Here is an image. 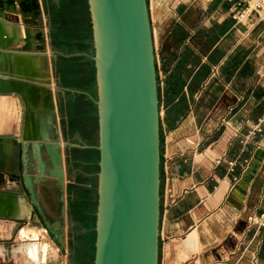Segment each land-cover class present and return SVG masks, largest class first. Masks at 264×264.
I'll return each instance as SVG.
<instances>
[{"label":"crops","instance_id":"crops-1","mask_svg":"<svg viewBox=\"0 0 264 264\" xmlns=\"http://www.w3.org/2000/svg\"><path fill=\"white\" fill-rule=\"evenodd\" d=\"M147 1L152 33L160 36L163 67L165 71L172 72L180 66L183 73L184 85L174 102L184 95L188 103L185 113L174 126L169 127L166 119L163 123L158 264H264V229L250 227L247 222L250 213L264 211V130L256 134L252 132L264 115V5L255 8L254 3L258 0ZM40 2L42 30L48 39V50L59 51L53 56L54 67L59 57L90 58L88 52L65 48L81 47L78 40L82 35L80 30L85 28L88 18L91 24L88 0ZM6 7L4 4L0 8V21L5 33L11 35L12 25H18L21 37H24L23 16L10 12ZM242 11H246L245 16L238 20L235 14ZM53 17L59 18L60 22L53 24ZM187 39L189 43H186ZM31 43L35 47L36 39ZM21 45L14 47L16 52H21ZM185 51L195 55V61L193 57L183 60ZM28 53H35V61L24 64L29 70L40 72L48 58L34 49ZM48 57L51 59L50 54ZM221 58L226 59L221 82L213 80L204 85L212 65ZM13 65H17L15 60ZM193 82L196 85L189 89ZM65 88L68 89L62 90L75 89L78 92H70L91 99L87 90ZM13 100L19 102L20 111ZM228 106L234 109L228 121L223 123L221 116ZM14 112L21 121L10 119ZM23 124L24 104L21 98L16 94H0V135L20 138ZM63 134L62 140L70 142ZM80 134L77 144L88 143ZM50 135L53 139L57 137L55 131ZM12 147L15 148L14 144ZM88 149L91 148H69L73 154L70 161L92 166L95 162L86 159ZM82 154L83 158L79 156ZM17 157L16 148L9 156L7 171L17 166ZM219 158L223 159L221 164L216 163ZM67 159L63 151L64 164ZM234 160L237 165L230 171L228 162ZM65 170L67 189L66 165ZM47 180L56 186L54 179ZM36 190L46 220L54 222V205L46 202L37 184ZM79 210L87 219L90 217V212ZM12 223L0 219V235H7ZM29 228L36 231L35 236L39 234L38 228L42 230L38 261L33 262L46 263L58 255L51 240L45 238L47 232L41 224L29 225ZM62 231L64 250L67 243L77 240L81 254L94 258L95 225L91 228L83 221L72 224L64 218ZM25 232L30 237L34 236ZM45 244L48 248L43 261ZM53 244L58 251V244Z\"/></svg>","mask_w":264,"mask_h":264},{"label":"water","instance_id":"water-1","mask_svg":"<svg viewBox=\"0 0 264 264\" xmlns=\"http://www.w3.org/2000/svg\"><path fill=\"white\" fill-rule=\"evenodd\" d=\"M4 4L10 12L23 16L25 35L21 37L18 25H12V34L7 35L0 21V94L21 98L24 124L20 138L0 135V219L41 224L62 254L63 221L46 220L36 184L47 177L55 180L61 218H65L63 151L96 149L99 171L93 264H158L161 118L148 1L88 0L94 49L89 56L95 65L96 96L87 94L97 106L98 141L81 145L61 138L56 92L68 88L53 80V56L59 51L48 50L40 0H0V8ZM32 39L37 41L35 47ZM21 43V52H16L14 47ZM33 49L48 58L38 73L24 64L35 61V53H28ZM49 126L55 129L54 139ZM16 148L22 160L21 176L7 171L9 156ZM30 154L38 163L34 175L27 168ZM19 183L24 191L14 189Z\"/></svg>","mask_w":264,"mask_h":264},{"label":"rangeland","instance_id":"rangeland-1","mask_svg":"<svg viewBox=\"0 0 264 264\" xmlns=\"http://www.w3.org/2000/svg\"><path fill=\"white\" fill-rule=\"evenodd\" d=\"M263 6V5H262ZM154 38V49H155V58H156V68H157V78H158V85L160 86L159 94L161 98L159 99V108H160V118H161V125L163 127V123L165 120V111H166V95H165V70L163 67L162 62V53H161V47H160V36L155 33L153 35ZM70 48L72 51H80L79 47H65ZM167 55V54H164ZM169 64V63H168ZM57 82L61 83V79L57 74L55 73V69L53 68V80H56ZM96 91V90H95ZM90 92V91H89ZM58 98H59V107H58V115H59V127L61 126V134L65 137V139L70 140V142L78 143L79 140V128L78 125L75 126V123L72 122L71 116H75L78 118L76 113L78 114L79 111H77L75 105V99L76 95L71 93L70 91L59 89L57 91ZM90 94H92L90 92ZM79 100H83V98L80 97ZM15 107L20 111V104L15 103ZM87 115L89 113H93L90 109L83 110ZM162 113V114H161ZM13 116L10 118L11 120L14 118H18L21 121V117L16 114L15 112L12 114ZM93 114H90L88 116H92ZM98 117V116H97ZM84 122V121H83ZM5 123V122H4ZM85 123V122H84ZM83 126V125H79ZM2 126L0 127V129ZM93 128L97 129L98 131V119L97 122L93 123ZM163 134V133H162ZM81 135V134H80ZM98 141V138H97ZM96 144V143H93ZM67 154V161H66V169H67V179H68V188L65 191L67 202V215L65 217L66 221L72 224H75L77 221H83L87 222L91 228L95 225L96 220V207H97V184H98V171H99V152H94L89 154L88 157L92 156V159H89V161H94L95 164L92 166L90 165H84V164H76L72 163L70 161V157H73L72 152H66ZM77 155V154H76ZM83 155V154H82ZM80 157H84L79 155ZM88 159V158H87ZM87 163V162H86ZM34 173V172H33ZM89 175V177H88ZM88 186L90 190H88ZM20 186H15L14 189H19ZM38 189L40 194L46 199V202L49 204H53L55 209L59 207V203L57 202L56 196L59 192L58 187L53 185L51 182H45V183H39ZM84 200V201H83ZM78 201H81V204L78 203ZM83 201V202H82ZM69 202V203H68ZM82 209L85 211V213H91L90 217H85L83 213L80 212L79 209ZM82 211V212H83ZM29 227L26 223H19V222H13L12 225L9 227V233L7 235H0V264H40L35 263L33 260L27 255L23 254L22 252H14V248H17L19 245L27 243V241H24L18 237V231L22 227ZM80 228V227H79ZM79 228H76L75 230H78ZM39 230V234H42L41 229ZM84 229H79L78 231H83ZM37 236V235H36ZM71 237V236H69ZM46 239L51 240V245L54 248L53 250L58 254L57 256L51 257L49 260H47L46 263L41 264H60L62 261L64 264H90L92 263L94 258H92V255H85L81 254V248L77 245V240L75 242H69L65 246V250H62V254L60 253V250H56L57 247L55 244H53V240L49 237L48 234H45ZM44 239V237H42ZM50 242V241H49ZM94 255V253H93ZM92 258V259H91Z\"/></svg>","mask_w":264,"mask_h":264},{"label":"trees","instance_id":"trees-1","mask_svg":"<svg viewBox=\"0 0 264 264\" xmlns=\"http://www.w3.org/2000/svg\"><path fill=\"white\" fill-rule=\"evenodd\" d=\"M60 22L59 18L53 17V24H58ZM78 30V29H77ZM82 32L81 37H78V40L80 41V51H85L90 54H93V42H92V29L91 24L89 22V18L86 22L85 28L80 30ZM79 31V32H80ZM62 48V47H58ZM176 49V48H175ZM172 54L175 52L173 51ZM193 57V58H192ZM183 60L192 58L193 61H195L196 56L193 55L190 51H185L182 56ZM184 63V61H183ZM182 64V61L179 65ZM55 73L57 76L61 79V84L65 87L69 88H76V89H82L90 91L94 96H96V80H95V65L94 61L87 57V56H74V57H59L57 62L55 63ZM183 73L182 70H180V66H178L175 70L167 76L165 81V95H166V104L168 105V108L165 112V119L167 121V124L169 127L174 126L175 122L179 120V118L185 113L188 103L184 95H180L178 101L174 102L175 97H177L184 85L183 81ZM196 82H193L189 84V89H191L192 86L196 85ZM158 91H160V86L158 85ZM83 98V100H79ZM75 99V107L77 109L78 116L75 117L74 115L71 116V120L73 123H75V126L78 125L79 133L83 136L85 141H87L89 144L97 143L98 138V131L97 129L93 128V123L97 122V106L96 104L91 100L87 99L85 95L83 94H76ZM161 98L159 94V99ZM90 109L93 113L91 117L88 116L83 110ZM85 123H84V122ZM79 125H83L82 127ZM163 127L161 125V145H162V138H163ZM94 152H98L96 149H88L86 150L85 154L89 159H92L91 157H88L89 154ZM86 158V159H87ZM162 161V158H161ZM93 264V262H92Z\"/></svg>","mask_w":264,"mask_h":264},{"label":"built area","instance_id":"built-area-1","mask_svg":"<svg viewBox=\"0 0 264 264\" xmlns=\"http://www.w3.org/2000/svg\"><path fill=\"white\" fill-rule=\"evenodd\" d=\"M262 5H264V0H258L254 3L255 8H261ZM246 11L238 12L235 14V17L240 20L245 16ZM186 43H189V39L186 40ZM226 59L221 58L219 59L214 65H212L210 69V74L207 80L205 81L204 85H207L211 83L213 80H216L217 82H221L222 79V67L225 65ZM171 73V70L165 71V77ZM233 107L228 106L226 109V112H224L221 116V121L223 123H226L228 121V118L233 111ZM162 114V113H161ZM263 125H264V115L259 119L258 123L253 128V133H261L263 132ZM223 162V159H217L216 163L221 164ZM237 165V161H229L228 166L229 170L233 171L235 166ZM247 222L250 227H256V229H264V211L261 212H252L247 216Z\"/></svg>","mask_w":264,"mask_h":264},{"label":"bare ground","instance_id":"bare-ground-1","mask_svg":"<svg viewBox=\"0 0 264 264\" xmlns=\"http://www.w3.org/2000/svg\"><path fill=\"white\" fill-rule=\"evenodd\" d=\"M243 20V19H242ZM245 20V19H244ZM243 20V21H244ZM29 225V224H28ZM34 226V225H30ZM25 231L31 232L33 237H30L29 234H27ZM36 231L33 229L29 228L28 226L24 230V226L18 231V237L24 241H27V243L19 245L17 248H14V252H22L27 254L33 261H38V250H39V240H40V235L35 236ZM48 245L45 244L43 246V257L42 260H46V251H47Z\"/></svg>","mask_w":264,"mask_h":264},{"label":"flooded vegetation","instance_id":"flooded-vegetation-1","mask_svg":"<svg viewBox=\"0 0 264 264\" xmlns=\"http://www.w3.org/2000/svg\"><path fill=\"white\" fill-rule=\"evenodd\" d=\"M54 131H55L54 127L53 126H49V133L50 134L54 133ZM43 155H44V159L46 160V165L50 166L51 164H50L48 156L46 155V153H43ZM35 161L36 160L33 159V156L31 154V156L29 157L27 168L29 170V173H31L32 175H34V173H35ZM21 164H22V160H21V157L18 155V157H17V166L14 165L12 168H10L9 174L10 175L15 174V175H20L21 176V174H22V172L20 170ZM37 166H38V163L36 161V168H37ZM48 178H50V177H47L46 179H48ZM45 182H48V180L45 181ZM45 182H38L37 185L39 183H45ZM19 186H20V188L17 189V190L24 191V188L22 187L21 183H19ZM56 187H58V189H59V186L56 185ZM56 199H57V202L59 203L60 206L55 209V221L58 220V219L63 221L64 218H61L62 202L60 200V190H59V192H58V194L56 196Z\"/></svg>","mask_w":264,"mask_h":264}]
</instances>
